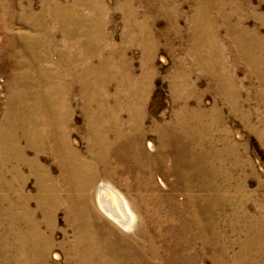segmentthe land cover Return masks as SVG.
Masks as SVG:
<instances>
[{
    "label": "bare ground",
    "instance_id": "6f19581e",
    "mask_svg": "<svg viewBox=\"0 0 264 264\" xmlns=\"http://www.w3.org/2000/svg\"><path fill=\"white\" fill-rule=\"evenodd\" d=\"M146 1L149 9H152L155 4H160L164 10H167L171 4L174 7L175 17H173V23H175L173 30L179 32V25L176 24V11H179L178 5L181 2L178 4V0ZM193 1L195 2L192 15L194 32L199 34L195 36L192 51H190L194 62L216 78L217 87L221 88L224 83L231 87L232 78L227 76L226 79L222 76V73L225 74L223 63L217 56L219 48L215 29V21L218 17L229 20V16H226L223 9L226 0ZM125 2L123 8L128 11L126 15L129 22L126 37L129 43L141 45L144 54L143 69L140 74L135 72L133 64L126 57V50L110 49L104 56L105 50L101 47V42L105 36L98 38L100 35L98 33V37H93V41L84 43H79L80 41L77 40V42L64 41L65 50L63 54L61 53V60L56 65V71H41L38 66L39 62L45 59L48 50H51L55 43L54 36L46 33L37 22L32 25V28L37 31L36 35L29 37L24 33L13 34V39L21 42L22 51L20 52L24 55H17L14 58L16 73L12 78V84L15 89L9 96L10 101L5 120L0 123V264H47L49 253L55 245H59L66 254L64 264H144L143 258L132 252L135 246L139 248L142 243L150 247V250L147 249L148 258L166 259L171 262V257L161 258L160 254L154 250L153 238H148V235L144 239L137 236L140 240L132 239L131 242L127 235L119 234L118 230L106 221L102 213L128 228L137 214L135 208L130 206L128 199L123 196L124 194L122 195L109 183L98 184V181L106 177L109 182L121 183L123 187L128 186L138 191V187L142 185V173L144 171L153 173L157 163L167 161L169 166L166 167V171L170 174L173 173L171 170L174 171V168L179 172L182 168L185 187L192 190L196 185H191L190 180L193 178L198 177L200 183L204 184L202 180L206 176L201 165L205 169L214 170L217 169L214 163L221 161L220 156L225 152V148H217L215 144H210V149L205 148V143L211 137L208 131L214 127L212 125L216 119L204 122L202 120L204 110L200 111L199 106L198 111L188 112L189 105L186 96L190 93L186 94V90L189 89L187 74L181 73L178 65H175L176 71L174 75L172 74L173 85H176L174 89L176 91L178 87L182 95L181 97L178 94L174 96V101L179 104L178 110L171 120L164 123L154 122L149 130L145 127L148 115L145 98L153 81V70L149 64L157 48V36L151 32L150 22H144L146 19L142 22L137 21L138 12L135 13L133 10L131 0H125ZM212 9L216 10L214 16L210 15ZM3 12H5L6 19L10 21V23L6 20L2 21L6 29H10L13 25L11 23L19 20L23 22L26 19L27 12L25 11L20 19L17 18L18 14L15 9ZM240 25L241 23H238L232 29L235 30L233 31L234 40L242 52L247 54V48L241 40L248 32H245ZM69 33L71 35V30ZM66 35L69 36L68 31ZM37 46L44 48V57L34 54V48ZM75 47L80 50L77 55L72 52ZM116 57H118L117 62ZM30 74L36 86L32 92L27 90ZM61 78H68V80L62 82ZM74 82L79 84L83 92L84 122L81 127L76 125L73 106L71 107L70 103ZM110 87L114 88L113 92ZM73 130L82 134L86 143L84 151L76 148L78 143L70 141ZM148 132L161 133V137L165 139L166 143L159 154L154 155L155 153L148 152L146 154L143 150L142 139ZM147 148L156 151L157 145L148 141ZM190 166L200 169L189 173L186 170ZM175 175L177 176L176 173ZM29 178L34 179L35 191L33 193L26 191ZM206 180L209 179L206 178ZM160 183L163 186L167 185L162 178ZM141 194L145 201L153 198L147 193L141 192ZM189 197L185 203H179V206L173 205L169 207L170 210H166L172 217L173 222L171 223L182 225L183 229L181 235L176 234L175 238L171 236L175 240L173 246L182 254L183 252L185 255L188 254L189 251L186 250L191 245L192 236H194L192 228H194L200 231L198 233L205 244H212L213 247L215 245L218 249L216 247L219 241L218 234L212 237L211 233L212 238L205 234L203 204L192 203L190 201L193 197ZM155 198L158 199L156 195ZM32 202H34V207L31 206ZM61 209H64L66 215V230L73 229L74 232L71 238L68 235L62 242L56 243L53 233L56 230V214ZM191 217H194L195 221H192ZM260 226L262 228L258 225L250 229L251 239L249 238L250 240L244 244L241 253L232 262L255 264V261L261 257L264 260V223ZM249 246L250 248H247ZM252 248L254 255H250L252 256L250 258L247 253L251 252ZM191 256L194 255L188 254L178 258V262L194 264Z\"/></svg>",
    "mask_w": 264,
    "mask_h": 264
},
{
    "label": "rangeland",
    "instance_id": "374dc122",
    "mask_svg": "<svg viewBox=\"0 0 264 264\" xmlns=\"http://www.w3.org/2000/svg\"><path fill=\"white\" fill-rule=\"evenodd\" d=\"M182 1L178 0V4L181 2L178 5L179 11H176V24L177 26L179 25V32H175L173 30V25L175 24L173 23L175 18L173 14L174 7L171 4L167 10H164L160 4H155L152 9H149L146 0H134V2L131 0L133 10L135 13L138 12V15H136L137 21L142 22L146 19L144 22H150L151 32L157 36L158 43L156 51L150 59L151 64H149L151 70H153V81L151 80V87L145 98L148 114L145 127L149 130L154 122L164 123L171 120L178 110L179 104L174 101V96L178 94L181 97L182 95H180L178 87H176L175 91L174 87L176 85H173L174 78H172V74L176 71L175 65H178L180 67L179 71L187 74L189 89L186 90V94L190 93L186 96L189 105L188 112L198 111L199 107H201L200 111L204 110V114L202 113L204 122L216 119L213 121L214 125L212 126L214 127H211L210 132L208 131V135L211 137L205 143V148L210 149V144H215L217 148H225V152L220 156L221 161L214 163V167L217 169H205L201 165L202 171L206 176L205 180H202L204 184L200 183L201 181L198 177L193 178V180H190L191 185H196L192 190L185 187L182 168L180 172L174 168V171L171 170L173 173L170 174L166 171V167L169 166L167 161L157 163L153 173L145 171L142 173V185L140 184L141 187H138L141 191L128 186V188L123 187L121 183L109 182L106 177H103L98 181V184L101 182L109 183L122 195L124 194L123 196L128 199L126 200L130 203V206L135 208L138 218L135 217L131 225L125 228L115 220H112L111 217L106 216V214L102 213V216L106 217V221L111 223L119 234L127 235L129 241L132 242V239L140 240L137 236L144 239L148 235V238H153L152 240L155 241L154 250L160 254L161 258L171 257V262L166 259L153 260L148 258L149 252L147 249L150 250V247L142 243L139 248L135 246L132 252L141 256L143 258L142 261L145 262L144 264H176V262L180 264L178 258L188 254L194 255L191 256L194 259V264H235L232 260L241 253V248L251 239L250 229L252 230L258 225L262 228L260 225L264 223V0H226V5L223 6V9L226 16H229V20L218 17L215 21L219 48L217 56L223 63L225 75L222 73V76H225L226 79L228 77L232 78L230 83L232 89L226 83L221 88L217 87L218 81L215 80L216 78L194 62L190 51H192L191 47L195 36L199 35L194 32L192 16L195 2L193 0ZM125 3V0H0V123L5 120L10 101L9 96L12 95L15 89L12 84V78H14L16 73L14 66L16 61L14 58L17 55H24L22 54L23 52H20L22 51L21 42L13 39V36L23 33L29 37L36 35L37 31L32 28L34 22H37L46 33L52 34L55 40L46 56L44 55L43 47L37 46L34 48L35 55L45 56V59L41 60L38 65L41 71H56V65L61 60V53L65 50L64 41L77 40L80 41L79 43H84L93 41L98 36V38H102L104 35L105 37H103L101 42V47L106 51L103 52L104 56L107 55V51L110 49L115 51L126 50V57L133 64L135 72L140 74L143 69L144 54L141 45L129 43L130 41L126 37L129 22L126 15L128 11L123 8ZM12 9L16 10L18 19L21 18L24 11L27 12L26 19L23 22L19 20L11 23L13 25L10 29H6L2 25V21L6 20L9 23L10 21L7 20L8 18L6 19L3 11ZM215 11V9H212V12H210L213 15L211 13L210 15L214 16ZM100 13L101 15H97ZM238 23H241L240 27H243L245 32H248L243 35V41L241 40V43L247 48V54L242 52V49L234 40L235 34L233 31L235 30L232 29ZM70 30L71 35H69ZM67 31L69 36L66 35ZM78 51H80L79 48L75 47L72 49L74 55H77ZM257 56L261 57L258 58ZM261 59L263 60L261 61ZM115 61H118V57H116ZM29 77L27 90L32 92L36 89V86L33 76L30 74ZM67 80L68 78H61L62 82H67ZM75 83L77 82H74L70 103L71 107L73 106L76 125L81 127L84 122L82 111L83 92L79 84ZM113 89H111V92H113ZM206 115H208V118ZM161 136V133L158 134V132H148L143 137L142 147H144L143 150H145L146 154L155 153L154 155H156L162 151V147L166 142ZM72 140L78 143V146L74 145L78 150L84 151L86 149V143L80 132L73 130L70 141L73 142ZM148 141H152L157 145L156 151H151L147 148ZM199 169V167L190 166L186 171L191 173L197 172ZM161 178L167 184L166 186L160 183ZM206 178L209 180H206ZM26 191L30 193L35 191L34 179L29 178ZM141 192L147 193L149 197L152 195L153 198L145 201ZM155 195L158 199L155 198ZM189 196L193 197L190 202L197 205L203 204L205 210V216L203 217L204 225H206L205 234L209 235L210 238L218 234L219 241L216 246L218 249L215 248V245L213 247L212 244H205L198 233L200 231L194 228H192L194 236H192L191 245L186 250L189 251L188 254L185 255V252L182 254L173 246L175 240L172 237L175 238L177 235H181L183 229L182 225L171 223L173 222L171 221L172 217L169 216L166 210H170L169 207L173 205L179 206V203H185ZM31 206L34 207V202L31 203ZM65 219L64 209L59 210L56 214V230L53 233L56 243L62 242L68 235L70 238L73 235V229L66 230ZM190 219L195 221L194 217ZM247 248H250V246ZM220 249L222 250L220 251ZM252 251L253 248L251 252L247 253L250 258L254 255V251ZM64 260L66 261L64 250L59 245H55L49 253L47 264H64ZM255 262V264H264L263 257Z\"/></svg>",
    "mask_w": 264,
    "mask_h": 264
}]
</instances>
